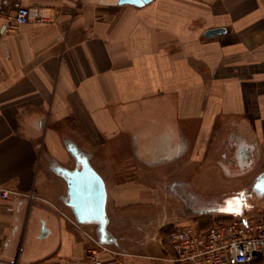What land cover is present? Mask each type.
I'll return each instance as SVG.
<instances>
[{"label": "crops", "instance_id": "obj_1", "mask_svg": "<svg viewBox=\"0 0 264 264\" xmlns=\"http://www.w3.org/2000/svg\"><path fill=\"white\" fill-rule=\"evenodd\" d=\"M9 1L46 22L0 34V264H177L169 234L231 218L222 181L264 174V0ZM79 158L105 236L70 205Z\"/></svg>", "mask_w": 264, "mask_h": 264}, {"label": "built area", "instance_id": "obj_2", "mask_svg": "<svg viewBox=\"0 0 264 264\" xmlns=\"http://www.w3.org/2000/svg\"><path fill=\"white\" fill-rule=\"evenodd\" d=\"M8 6L13 14L0 27L1 35L7 36L31 22H46L42 8L9 0L0 1V16L6 14ZM14 193L0 186V200H8ZM168 240L173 251L169 260L177 264H264V217L219 219L205 230L181 228L171 232ZM87 258L92 264H102L98 250L89 251Z\"/></svg>", "mask_w": 264, "mask_h": 264}, {"label": "water", "instance_id": "obj_3", "mask_svg": "<svg viewBox=\"0 0 264 264\" xmlns=\"http://www.w3.org/2000/svg\"><path fill=\"white\" fill-rule=\"evenodd\" d=\"M151 0H120L121 4L128 3L142 6ZM226 33L225 28L210 29L205 32V37L210 38L216 35ZM82 168L73 171L60 169L68 180L69 194L71 197L70 205L75 209L78 221L98 222L101 226L102 235H106V217H105V187L101 177L90 167L87 160L79 158ZM236 199L227 200V205H235Z\"/></svg>", "mask_w": 264, "mask_h": 264}, {"label": "rangeland", "instance_id": "obj_4", "mask_svg": "<svg viewBox=\"0 0 264 264\" xmlns=\"http://www.w3.org/2000/svg\"><path fill=\"white\" fill-rule=\"evenodd\" d=\"M255 174L256 172L251 173L250 179ZM213 198L217 208H221L223 216L228 212V216L233 218L264 217V191L257 187V180H249V177L229 182L223 180L220 193L212 195L211 199ZM230 198L236 199L232 207L227 205Z\"/></svg>", "mask_w": 264, "mask_h": 264}, {"label": "flooded vegetation", "instance_id": "obj_5", "mask_svg": "<svg viewBox=\"0 0 264 264\" xmlns=\"http://www.w3.org/2000/svg\"><path fill=\"white\" fill-rule=\"evenodd\" d=\"M257 187L264 191V174L257 179Z\"/></svg>", "mask_w": 264, "mask_h": 264}]
</instances>
